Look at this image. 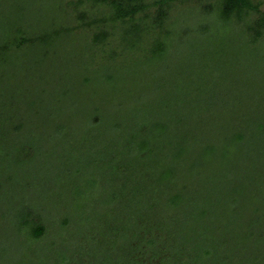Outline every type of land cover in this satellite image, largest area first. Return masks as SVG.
<instances>
[{
  "label": "trees",
  "instance_id": "16d2710c",
  "mask_svg": "<svg viewBox=\"0 0 264 264\" xmlns=\"http://www.w3.org/2000/svg\"><path fill=\"white\" fill-rule=\"evenodd\" d=\"M177 3L189 4L188 20L184 10L172 14ZM72 6L77 26L70 16L54 22L43 42L61 47L81 34L98 59L121 66L103 82L115 85L119 72L155 73L154 95L109 126L92 115L82 147L72 149L80 156L47 167L55 195L70 203L47 214V226L40 215L20 217L22 234L44 250L47 242V264H264V111L245 113L246 99L229 81L230 69L264 62L263 2L61 0L66 12ZM17 34L0 40V55L16 60L34 42ZM181 51L204 57L189 77L163 81ZM86 72L77 74L84 87L93 83ZM3 92L0 84V197L19 177V151L30 149L17 140L27 122ZM49 112L47 129L63 144L47 136V148L63 149L71 121Z\"/></svg>",
  "mask_w": 264,
  "mask_h": 264
},
{
  "label": "rangeland",
  "instance_id": "374dc122",
  "mask_svg": "<svg viewBox=\"0 0 264 264\" xmlns=\"http://www.w3.org/2000/svg\"><path fill=\"white\" fill-rule=\"evenodd\" d=\"M261 1L264 8V0ZM58 3L60 7L57 6ZM179 4L175 5L172 14L175 15L189 6ZM72 10L76 12V6H72L67 12L63 10L61 0H0V40L5 37L16 38L20 30L34 38V42L15 54L16 60V57L13 59L12 56L0 55V84L4 89L3 93L15 112L17 111V115H21L27 122V130L20 138L17 136V140L19 139L21 147L30 148L19 151V177L15 186L0 197V214H7L6 218L0 216V264H47V237L43 240L46 243L44 250L41 245H34L29 237L22 234L19 226L20 217L33 218L35 215H40L47 226V214H59L70 203L66 196L62 198L59 194L55 195L60 193V189L54 181L47 180V167L54 169L51 164L67 159L71 154L80 156L77 149L79 151L83 144L81 132L93 122L92 115L96 112L103 115L104 127L109 126L115 120V115L119 116L124 111L126 113L154 95L155 73L153 76L148 72H124L121 77L123 72H119L115 85L103 82L106 73H113L121 66H111L103 57L98 59L81 34L69 35L61 47L47 45V39L43 42V37L47 38L49 25L54 22L64 24L70 16L68 25L71 28L77 26L76 19L71 17ZM184 11L182 18L186 16L188 20V10ZM47 52L50 53L49 56ZM196 56L186 51L177 53L171 62L170 72L161 79L169 82L174 80L172 74L177 76L181 72L189 77L195 63L198 64V58L204 57L202 53H198L196 60ZM81 72L90 73L87 75L93 79L91 85H81L77 76H81ZM230 73L233 79L229 80L230 83L246 99L245 113L252 117L262 113L264 62L244 66V71L242 68L230 69ZM9 96L15 99H9ZM48 111L63 114L71 121L68 138L65 139L66 147L63 149L47 148V136L54 140L53 146L63 144V141H57V137H53L58 133L47 129L50 126V121L47 126ZM217 112L223 113V107L219 106ZM213 127L219 133L216 137L222 140L221 122L217 121ZM73 147L77 149L72 151ZM55 172L59 174L58 169ZM203 180L204 175L196 178V181ZM47 193L50 194V201H47ZM9 204L12 205V211L11 208L8 209Z\"/></svg>",
  "mask_w": 264,
  "mask_h": 264
}]
</instances>
